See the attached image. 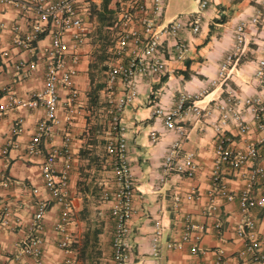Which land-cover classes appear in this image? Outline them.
Here are the masks:
<instances>
[{"label": "crops", "instance_id": "0c3cea01", "mask_svg": "<svg viewBox=\"0 0 264 264\" xmlns=\"http://www.w3.org/2000/svg\"><path fill=\"white\" fill-rule=\"evenodd\" d=\"M99 0H93L97 4ZM196 8L193 0L192 12ZM182 13V12H178ZM177 13V14H178ZM258 13L257 24L248 25V19ZM163 15V12H162ZM92 19V20H91ZM161 20H163L161 18ZM220 20V21H219ZM0 21L10 25L17 22L22 29L30 27L32 19L20 16L10 7L0 6ZM90 32L85 44L80 49L78 72L74 78L75 86L82 100L83 113L76 116L67 126L71 135L70 148L73 162L68 176L67 193L71 201L68 230L71 236V250L74 254L72 264H86L80 254L83 234L87 229L97 228L99 256L95 264H112L110 261L111 220L108 213V202L101 199V191L112 187L110 166L104 152L107 136V117L105 99L107 92L100 91V106L97 109L102 123L101 131L95 135L102 141L89 144L94 139L88 131L92 123L93 112L85 106L87 89V64L97 51V23L93 15L89 16ZM244 23L245 43L240 52L233 56L227 69L229 84L239 96H251L264 91V81L258 82L253 77L255 61L264 46V5L259 0H209L201 12L200 28L196 34L184 30L180 37L187 43L181 59L168 56L165 71L161 75L139 78L136 81V92L131 101L119 113L124 127L126 155L134 179L132 213L129 218V238L131 261L135 264H212L217 251L222 250L224 264H251L237 257L241 242L237 239L234 227L240 213L236 199L225 200L212 194L215 210L209 212L208 194L211 187V166L216 112L212 116L194 117L190 105L204 109L212 106L215 100L223 95L222 88L211 80L216 79L219 62L232 47L231 30L238 23ZM168 41V40H166ZM47 38L35 42L33 52L42 48ZM170 43V41L166 42ZM106 46V52L108 47ZM0 53V88H8L16 96L26 98L42 88V66L29 70L23 76L14 70L17 60H30L32 53L21 51L10 44V34L4 30ZM109 54L105 63H107ZM103 81V73L101 74ZM205 89V93L195 100H187L183 106L179 123L184 136L180 139L177 155L192 152L196 169L187 177L175 169L163 170L162 156L167 146L176 138L175 131L164 127L161 118L152 111L157 105L168 109L175 105L181 94H194ZM10 91H7V94ZM113 96L126 93V89L117 84L112 89ZM4 92L0 93V103L5 100ZM63 92L59 91L62 99ZM103 97V98H102ZM103 101V104H102ZM101 113V114H100ZM43 114L42 109L12 108L0 114V150L10 137V128L15 118L23 120V132L14 137L4 155L0 154V217L8 208L18 225L13 230L0 224V264H58L63 253L55 245V234L52 222L58 215L57 205L50 202L41 221L43 245L38 259L24 255L18 241L28 234L27 224L33 210L35 198L46 199L47 194L42 186L39 164L44 152L50 146L61 143V126H58L47 141L39 145V153L28 157L25 145L32 133L34 123ZM59 116L62 110H58ZM250 119L248 114L244 116ZM150 133L155 135L150 138ZM238 147L246 141L234 137ZM94 147L87 157L79 151ZM264 163V161H260ZM221 182L227 190L236 193L243 185L241 176L226 175ZM36 188L37 194L32 193ZM191 198H186L187 194ZM178 200L175 201V197ZM86 206V213L81 210ZM84 213V214H83ZM247 215L255 221V232L264 235V205L253 207ZM197 227L191 228L188 239L181 240L186 220ZM218 223V228L215 224ZM157 234L156 255L150 252L151 238ZM198 236L197 239L194 236ZM172 247L167 248L166 244ZM192 244L197 246L195 253L190 252Z\"/></svg>", "mask_w": 264, "mask_h": 264}, {"label": "built area", "instance_id": "2783aa9c", "mask_svg": "<svg viewBox=\"0 0 264 264\" xmlns=\"http://www.w3.org/2000/svg\"><path fill=\"white\" fill-rule=\"evenodd\" d=\"M93 0H0V6L10 7L21 17L32 19L30 27L22 29L17 22L9 26L0 21V53L2 34L8 30L10 44L21 51L32 53L30 60H17L14 70L23 76L29 70L42 66V88L22 98L8 88H0L5 100L0 103V114L7 109H42L43 114L34 123L32 133L25 145L28 157L39 153V145L47 141L54 130L61 126V143L50 146L39 164L42 186L47 194L46 199L35 198L33 210L27 228L28 234L18 241L21 253L38 259L41 255L43 236L41 221L50 202L57 205L58 215L51 228L55 234V245L63 253L58 264H72L74 254L71 250V236L68 230L71 201L67 193L68 176L74 156L70 148L71 135L68 125L83 113L82 100L74 83L80 61V49L85 44L90 32L88 4ZM165 0H111V6L117 20V28L108 47L109 58L103 71L104 90L108 91L104 101L107 117V136L104 152L110 166L112 187L101 191V199L108 202V213L111 220L110 261L112 264H135L131 261V246L128 242L130 228L129 218L132 213L134 179L126 155L124 127L119 113L129 103L136 92V81L139 78L161 75L165 71L168 56L181 59L187 43L180 37V32L187 30L196 34L200 28L201 12L209 0H196L192 12L176 15L168 22H163L162 12ZM264 5V0H259ZM258 13L252 15L247 23L257 24ZM42 34V37H40ZM47 38L46 44L33 52L35 42ZM232 47L225 54L217 67L216 79L210 85L219 84L223 95L219 96L212 106L204 109L190 105L194 117L212 116L216 112L213 142V157L210 171L211 187L207 196L210 202L209 212L213 213L215 205L212 194L227 201L236 199L240 217L234 227L235 237L241 246L237 257L251 264H264V235L255 232V221L247 215L249 209L264 205V91L251 96H239L229 84L227 69L233 56L241 51L245 43L244 23H236L231 30ZM170 43H166L168 41ZM253 77L258 82L264 81V46L255 61ZM126 89V93L113 96L112 89L117 85ZM7 91L8 92L7 94ZM59 91L63 92L62 99ZM205 93L201 89L194 94H181L171 108L157 105L152 113L161 118L165 128L175 131L176 138L167 146L162 156L163 170L175 169L184 176L190 177L196 169L192 152L177 155L180 139L184 136L179 118L187 100L198 99ZM62 110L61 116L58 110ZM248 114L250 119L244 116ZM23 120L16 117L10 128V137L4 142L0 154L4 155L14 137L23 132ZM246 141L238 147L235 138ZM150 138L155 135L150 133ZM226 175L241 176L242 187L233 193L221 182ZM32 193L37 194L36 188ZM186 198H191L187 194ZM178 197H175V201ZM0 224L13 230L18 225L9 209L5 208L0 217ZM218 228V223L215 224ZM193 225L188 218L181 240L188 239ZM158 231L151 238L150 252L156 255ZM197 235L194 238L197 239ZM172 247L171 243L166 244ZM197 246L192 244L190 252L195 253ZM104 264V263H103ZM212 264H224L222 250H218Z\"/></svg>", "mask_w": 264, "mask_h": 264}, {"label": "trees", "instance_id": "16d2710c", "mask_svg": "<svg viewBox=\"0 0 264 264\" xmlns=\"http://www.w3.org/2000/svg\"><path fill=\"white\" fill-rule=\"evenodd\" d=\"M88 10L90 15L94 16L97 23V34L95 40L97 41V51L95 55L91 57L87 64V89L85 91V106L91 112H93L92 123L88 127V131L93 134L94 139L89 144L94 145L96 142L101 145L102 141L97 139L95 135H98L101 131L102 123L99 120L97 109H99L100 103V91L103 88V81L101 74L103 73L108 57L106 52V46L112 42L114 33L117 28V20L114 15L113 8L111 6V0H99L97 4L89 3ZM220 21V20H219ZM42 37V34H40ZM92 148L81 150L79 154L87 157V153H91ZM86 213V206L81 208ZM83 213V214H84ZM99 233L97 228L87 229L83 234V240L81 244L80 254L85 259L86 264H95L96 257L99 256L97 234Z\"/></svg>", "mask_w": 264, "mask_h": 264}, {"label": "rangeland", "instance_id": "374dc122", "mask_svg": "<svg viewBox=\"0 0 264 264\" xmlns=\"http://www.w3.org/2000/svg\"><path fill=\"white\" fill-rule=\"evenodd\" d=\"M192 5H193V0H165L164 5H163V15H162L163 20L162 21L163 22L170 21L176 15L182 14L184 13V11L191 9ZM178 12H182V13H178ZM102 104H103V101H102ZM100 118L103 120L106 119V117H103V115H101Z\"/></svg>", "mask_w": 264, "mask_h": 264}]
</instances>
